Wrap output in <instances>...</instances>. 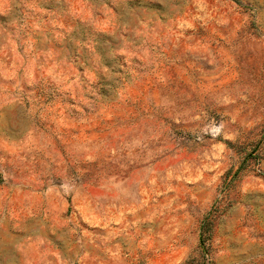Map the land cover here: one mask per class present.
Masks as SVG:
<instances>
[{
    "label": "rangeland",
    "instance_id": "1",
    "mask_svg": "<svg viewBox=\"0 0 264 264\" xmlns=\"http://www.w3.org/2000/svg\"><path fill=\"white\" fill-rule=\"evenodd\" d=\"M0 264H264V0H0Z\"/></svg>",
    "mask_w": 264,
    "mask_h": 264
}]
</instances>
